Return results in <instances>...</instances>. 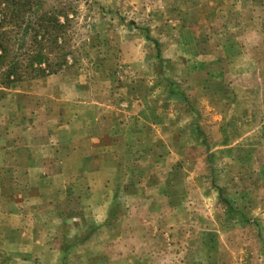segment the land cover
<instances>
[{
  "label": "rangeland",
  "instance_id": "obj_1",
  "mask_svg": "<svg viewBox=\"0 0 264 264\" xmlns=\"http://www.w3.org/2000/svg\"><path fill=\"white\" fill-rule=\"evenodd\" d=\"M51 5L69 65L0 78V264H264V0Z\"/></svg>",
  "mask_w": 264,
  "mask_h": 264
},
{
  "label": "trees",
  "instance_id": "obj_2",
  "mask_svg": "<svg viewBox=\"0 0 264 264\" xmlns=\"http://www.w3.org/2000/svg\"><path fill=\"white\" fill-rule=\"evenodd\" d=\"M46 0H0V78L11 85L69 65V17Z\"/></svg>",
  "mask_w": 264,
  "mask_h": 264
}]
</instances>
